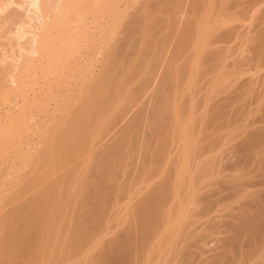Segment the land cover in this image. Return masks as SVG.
<instances>
[{
    "label": "bare ground",
    "instance_id": "1",
    "mask_svg": "<svg viewBox=\"0 0 264 264\" xmlns=\"http://www.w3.org/2000/svg\"><path fill=\"white\" fill-rule=\"evenodd\" d=\"M111 2L0 0V91L4 94L8 89L9 93H6L10 94L11 90L15 89V92L25 86L32 88L31 93L33 90L39 94L53 87L54 91L50 90L51 99L55 102L69 101L67 114L72 113L67 115H70L71 121L63 119L65 124L61 120V125L65 126L58 129L59 132L64 130L60 132L61 136L56 132L59 139L54 141L56 137L53 136L57 134L52 136L54 139L50 136V143L55 142L49 144L50 148L49 145L42 146L43 141V144L38 142L44 147L43 152L49 148L47 151L55 155L61 147H69L66 152L61 149L65 154L60 152L62 154L58 153L55 160L51 159L54 171L51 174L48 172L50 176L47 174L50 184H45L46 175L39 177L40 172L37 174L41 169L37 170V166L40 167L36 165L38 161L29 171L30 181H42L39 186L36 185L40 189L35 196L31 193L37 188L29 193L30 197L27 195L29 204L28 197L24 203L28 205L21 207L22 202L21 208L17 205L12 215L9 213L8 217L5 214L6 221L2 225L5 233L0 238V247L6 258L0 264H169L176 257H182L178 263L194 264L193 256L197 258L193 254L197 253L195 248L196 251L201 250L198 253L213 252L208 255L209 259H206V254L199 257L197 253L206 264H264V0H148L142 3L143 7L130 11L128 19V6L126 12L122 6L116 4V7ZM192 4L198 11L191 7ZM242 4H248L249 10L254 13V23L248 28L244 26L245 33L242 32L249 42V46L244 45L245 48H251L247 50L253 53V56L250 55L251 64L248 61L251 67L246 63L245 68L248 66L254 72L251 71L247 77L241 76L245 64L237 60L235 50L240 47L237 44L236 47L233 44V47L230 46L231 41L237 42L240 35L244 36L242 33L239 36L235 34L244 24L236 25L241 21L237 22L235 18L233 21L230 16L232 13L235 15L234 11L237 12L236 8ZM187 6L195 12L204 9V19L196 17L194 20ZM122 11L127 14L123 16ZM146 11L154 13L149 24L145 22L150 15L144 14ZM121 15L128 22H120ZM200 19L204 20L203 27ZM143 30H146V35L142 38ZM131 39L138 42L134 43ZM245 39L243 37L242 41L246 42ZM79 42L86 43V46L78 48L81 46L76 45ZM133 59L136 60L134 64ZM228 76L233 78L225 84ZM222 81L226 86L219 84ZM202 89H208L205 95H201ZM5 96L0 95V99ZM24 100L21 101L25 103ZM0 101L4 105V100ZM40 101L39 107L43 102ZM35 102L30 103L34 105ZM35 105L34 108L37 107ZM62 108L57 109L65 111ZM79 108L87 112L83 115V110L80 112ZM76 113L82 115V125L74 123V127L71 124ZM37 114H34L33 120ZM37 119L40 120L39 115ZM39 122L44 123L42 120ZM83 122L88 131L93 129L90 130L91 135L86 132ZM76 125L81 127L76 129ZM230 126L233 128L223 133ZM37 130L35 136L39 135H36V132L39 133ZM230 134L234 141L229 139L230 144L229 140L225 143L231 147L226 145L230 147L226 152L223 143L221 146L226 153L223 151V157L220 153L216 157L217 151L222 150H214L219 146H213L220 144L224 137L232 136ZM209 135L215 138V143L212 139L206 142L210 140L206 138ZM204 136L207 145H212L207 151L204 149L209 145L206 146ZM31 137L34 138V134ZM30 143H26L27 147ZM113 145L118 146L114 152ZM208 151L215 158L211 153L209 157ZM48 152L44 155H49ZM204 152L210 160L204 158ZM129 154H136L137 157L139 154L141 159L140 164H134L132 169L136 156L133 160L127 159ZM42 155L40 165L43 163L46 167V159L43 161ZM83 155L88 159L84 161L86 156L83 158ZM216 158L218 162L214 165ZM86 160L90 161L88 169L85 167L88 165L84 164ZM80 164L85 165L88 175L84 168L85 173L78 170L82 167ZM126 164L131 165L128 171ZM217 164L222 169L219 167L218 170ZM211 168L215 169L214 172L217 169V172H211L214 170ZM225 171L231 174L227 172V175ZM80 173L86 178L82 176L81 179ZM217 177L222 179V184ZM212 179L221 185L218 186L217 182L213 185ZM223 184L224 189L219 188ZM211 185L220 190L211 188ZM24 188H21L23 192ZM18 190L15 198L23 194ZM117 190L118 193L119 190L126 192L124 197L127 201L130 199L129 204L132 205L129 206L133 207L134 203L132 211L135 215L130 218L135 216L136 220L131 222L133 219L129 218L128 225L121 223L120 226L118 223V226L112 227L107 221L111 219V208L117 205L106 207V204ZM229 200H235V205L229 208L223 219L221 214L218 216L216 213L221 211L223 204L231 203ZM17 201L14 203L17 204ZM228 205H225L226 208ZM199 222L201 225L203 222L204 227ZM218 226H224L222 231L226 233V238L223 239L227 247L233 248L232 252L222 253L226 245L222 244L221 237V246H218L219 240H216V247L212 246L211 235ZM108 230H113V235L109 234L111 237L105 236ZM192 237H199L194 239V245L189 244ZM148 249L149 252L152 249L156 251H152L151 255L152 252L147 254Z\"/></svg>",
    "mask_w": 264,
    "mask_h": 264
},
{
    "label": "rangeland",
    "instance_id": "2",
    "mask_svg": "<svg viewBox=\"0 0 264 264\" xmlns=\"http://www.w3.org/2000/svg\"><path fill=\"white\" fill-rule=\"evenodd\" d=\"M114 1H116V0H112V4L113 5H115L116 6V4L118 5V6H122V8L125 10V9H127V6H128V10H129V12L127 11V10H125L126 12H128V14L127 13H125V15L127 14V19H128V16H129V13H130V11L132 12V11H136V9H138L139 7L141 8V7H143L142 5V3H144L145 1H148V0H119V2H121L120 3V5H119V2H117V3H115ZM127 1V2H126ZM131 1V2H130ZM136 1V2H135ZM141 1V2H140ZM143 1V2H142ZM114 2V3H113ZM126 2V3H125ZM140 3V4H139ZM123 4H125V5H123ZM129 4V5H128ZM145 4V3H144ZM187 5H189V4H187ZM243 5V4H242ZM241 5V7L239 8V7H237L236 9H237V12L236 11H234L235 12V15H234V13H232L230 16H231V18H233V21H234V18L236 19V21L238 22V21H241V23L240 22H238V24H236V25H239V24H241V26H242V23L244 24L243 25V27H242V29H239L237 32H235V34L237 33V35L239 34V33H242V32H244L243 30H245V29H243L244 28V26H245V28L247 27L248 28V26L251 24H253L254 23V19H253V17H254V13H252L253 11L252 10H249V9H251V8H249L250 6H248V4L246 5V4H244L243 6ZM118 6H116V7H118ZM125 6V7H124ZM190 6V5H189ZM189 6H187L186 8H188V9H191L190 10V13H192V15H190V13H188V17H189V15L190 16H192L193 18H194V20L196 19V17L198 18H200L201 17V19H204V9H202V8H200L199 9V12H200V10L202 9V13H199V12H197L198 11V9H196L195 8V6H193V4L191 5V7L194 9V10H197L196 12L194 11V10H192V8L191 7H189ZM247 6V7H246ZM114 7V6H113ZM116 7H114V9L116 8ZM137 7V8H136ZM242 8V9H241ZM244 8V9H243ZM248 9V11H247V9ZM240 9H241V11H240ZM246 9V10H245ZM245 10V11H244ZM125 11H122L121 12V14H123V16H125L124 15V12ZM149 13H147V11L146 12H144V14H147V15H149L148 17H147V19H146V23H151L152 22V15L154 14L153 12H151V11H148ZM194 12V13H193ZM197 13V14H196ZM243 13H244V15H243ZM195 14H196V16H195ZM201 14V15H200ZM246 14V15H245ZM200 15V16H199ZM232 15H234V16H232ZM237 15H238V17L239 18H237ZM241 15V16H240ZM120 16V15H119ZM122 16V15H121ZM122 16V17H123ZM151 16V17H150ZM121 17V19L122 20H119L120 22H122V23H126V22H128V21H126L127 19H126V17H123L122 18ZM150 17V18H149ZM120 17H118V19H119ZM191 18V17H190ZM192 18V19H193ZM198 18V19H199ZM200 19V22H201V24H202V27L204 26L203 25V22H204V20H201ZM252 19V20H251ZM245 22H244V21ZM247 20V21H246ZM118 21V20H117ZM118 21V23H120ZM126 21V22H125ZM203 21V22H202ZM118 23H116L115 22V24H118ZM236 23V22H235ZM247 25V26H246ZM250 25V26H251ZM240 30H241V32H240ZM144 32V33H143ZM146 33V30H143L142 32H141V37L143 38L144 37V34ZM245 33V32H244ZM140 34V33H139ZM243 34V33H242ZM146 35V34H145ZM240 35V34H239ZM238 35V36H239ZM244 36H241L240 35V38H238V40H237V42L236 41H234V42H230L229 44H230V46L233 44L234 46L236 45V46H238V50H237V48H236V55H237V60L240 62V63H242V64H245V66L244 65H242V66H244V68L246 67V65L248 64V66H250L249 65V63L251 64V62H250V60H251V56H253V53H251L252 51H248V50H251V48H248V47H246L245 48V46H249L248 45V43L249 42H247V40L245 39L246 37H245V34H243ZM140 36V35H139ZM236 35H234V37H235ZM237 36V37H238ZM243 37H244V39H245V41L246 42H244V41H242L243 40ZM138 39V37H135V39ZM136 39V40H137ZM234 39H236V38H234ZM240 39V40H239ZM139 40H140V38H139ZM131 41H133L134 42V39H131ZM130 41V42H131ZM135 42H138V41H135ZM134 42V43H135ZM140 42V41H139ZM84 43V42H83ZM132 43V42H131ZM242 43H244V44H242ZM245 43H247V45L245 44ZM81 46H80V45ZM239 44H241L240 46H239ZM77 46H80V47H78V48H83L82 47V42H79V43H77L76 44ZM75 45V48L77 49V46ZM134 45V44H133ZM245 45V46H244ZM84 47L86 46V43H84V45H83ZM235 46V47H236ZM244 46V47H243ZM231 47H233V46H231ZM75 48H73L74 50H76ZM243 48V49H242ZM242 50V52H241V50ZM248 49V50H247ZM81 50V49H80ZM240 50V51H239ZM244 50V51H243ZM242 53V54H241ZM240 54V55H239ZM252 54V55H251ZM235 55V56H236ZM247 55H249V56H247ZM251 55V56H250ZM243 57V58H242ZM245 58V59H244ZM242 59V60H241ZM134 60L135 59H133V60H131V61H133V64L135 63L134 62ZM136 61V60H135ZM244 61H246V62H244ZM248 61H249V63H248ZM132 63V62H131ZM238 64L239 66L241 65V64ZM247 63V64H246ZM241 66V67H242ZM247 66V69L245 68V71L243 72V75H241V76H245V77H247L248 76V74L250 75V72L252 71V72H254L252 69L250 70V69H248V68H250V67H248ZM132 70V72H133V69H131ZM131 70H130V73L129 74H131ZM247 75V76H246ZM239 76V75H238ZM240 77V76H239ZM227 77H225V79H226ZM229 78V79H228ZM228 78H227V80H225L224 82H225V84H228V80H230V78H233V77H229L228 76ZM232 80V79H231ZM228 81V82H227ZM219 84H221L222 86L224 85V83H223V81H222V83H219ZM218 84V85H219ZM222 86H221V88H222ZM224 86H226V85H224ZM223 86V87H224ZM25 88V89H24ZM31 87H28V88H26L25 86L24 87H20V89H22V90H20V89H18V90H16L15 92H14V88L12 87V89H14V90H11L10 88H9V90H11V91H13V94H11V91H10V94L12 95H10V94H7L6 93V91H8V89L5 91V93L3 94L1 91V94L0 95H3V96H5V94H7V96L9 97H7L6 98V96L3 98V97H1V99L0 100H4V105H3V101H0V114H2L1 116H0V121H2V123L0 124L1 126H0V238L3 236V234L5 233L4 232V227L2 226L4 223H5V221H6V216H8L9 217V213L11 214V212H15L14 211V209L17 207V205L20 207V204L23 202V206H21V207H25L26 205L25 204H29V201H30V195H29V193L30 192H32L35 188H37V190H36V192L38 191L39 192V189L40 188H38V187H36V185L38 184V186H39V184H40V182H42V181H40V182H38V181H30L29 179H31L30 177H29V171L30 170H32L33 169V167L35 166V162L36 161H38V163L36 164V165H38L39 164V166L40 167H38L37 166V170L38 169H40V170H38V173H37V170H36V173L37 174H39V172H40V176L39 177H42V176H44V175H46V178L48 177L47 176V174L49 175V173L51 174L52 173V171H54V169L51 167L52 166V164L54 163V161H52L51 159H53V160H55L54 158H56V156L58 155V153H60V152H63V154H65L64 153V151L66 152V148L67 147H69L68 145H66V146H64L65 147V149H63L62 147H61V149H63V150H56V152H57V154L55 155V154H52L50 151L48 152L47 150L50 148V145H52L53 143H55V142H53L52 144L50 143L51 141H49V139L53 136V135H56L57 133L60 135L62 132H64V130L60 133L59 131H58V129H60L61 130V128L63 127L64 128V126H63V123H65V121H63V119L64 120H66V122L67 121H71L70 119V115H69V117L67 116L68 114H67V111H68V109L70 110V106H67L66 107V105H70V104H68V102L69 101H64V100H62L61 102H60V100H57V98L55 99V100H57L60 104H58L57 105V101L55 102L53 99H51V97H50V90H53L52 88L51 89H49V90H44V93H43V91H40L39 92V94H38V92L36 91V93H37V95H36V93H35V91H33L32 90V93L34 92L35 94L33 95L32 93H31V89H30ZM54 88H55V86H54ZM205 89V88H204ZM20 90V91H19ZM27 92V93H25V92ZM30 91V92H29ZM54 91V90H53ZM207 91H208V89H206V90H203L202 89V92H201V95L203 94V95H205L204 93H207ZM47 92H49V93H47ZM8 93H9V91H8ZM14 93H15V95H14ZM45 93L47 94L46 95V97H45ZM29 94V95H28ZM44 94V96L42 97V95ZM49 94V95H48ZM25 95V96H24ZM26 95L27 96H29V97H27V99H25V97H26ZM36 95V97H34ZM39 95V96H38ZM20 96H22L21 98H20ZM32 96H33V98H32ZM38 96V97H37ZM13 97H15L14 99H13ZM24 97V98H23ZM49 97V98H48ZM58 97V96H57ZM13 100H12V99ZM25 99V100H24ZM37 101H36V100ZM43 99H45L44 101H43ZM21 100H24L25 101V103L24 102H22ZM26 100H29L28 102H26ZM32 100H33V102H32ZM36 102H35V101ZM40 100H42L43 102H42V104H41V106L43 107V109H41L42 107L40 106L39 107V103H41V101ZM52 100V101H51ZM7 101H9V102H7ZM50 101V102H49ZM54 101V102H53ZM12 102H14V104L12 103ZM16 102V103H15ZM18 102V103H17ZM34 103L35 102V106H37L36 108H34L33 106V104H31V103ZM63 102V103H62ZM20 103V104H19ZM22 103H23V106H22ZM31 105H29V104ZM55 103V104H54ZM80 103V102H79ZM6 104V105H5ZM8 104V105H7ZM17 104V105H16ZM38 104V105H37ZM64 104H65V106H64ZM16 105V106H15ZM20 105V106H19ZM49 105V106H48ZM50 105H54V107L53 106H50ZM55 105H57L56 107H55ZM61 105V106H60ZM63 105V106H62ZM80 105V104H79ZM17 106H19V108L17 107ZM59 106V107H58ZM32 107H33V109H32ZM44 107L45 108H47V109H44ZM61 107V110L63 109L62 107H64V109H65V111H66V116L64 115L65 114V111L63 110V112H61V111H59L60 109H57V108H60ZM69 107V108H68ZM77 107V106H76ZM80 107V106H79ZM14 108V109H13ZM39 108V109H38ZM29 109H30V111H29ZM32 109V110H31ZM54 109H56L57 111H59V113H57V111L56 110H54ZM80 110H81V108H79ZM19 110V111H18ZM22 110V111H21ZM39 110H42L41 112H43V113H41ZM44 110V111H43ZM82 110H83V112H82ZM82 110L80 111V112H82L83 113V115L87 112H84V109L82 108ZM7 111H9V112H7ZM17 111H18V113H17ZM35 111V112H34ZM51 111V112H50ZM12 112V113H11ZM30 112H33V114L32 113H30ZM37 112H38V114H37ZM80 112H78L77 111V113H80ZM16 113V114H15ZM44 113L45 114H47V115H44ZM55 113V114H54ZM77 113L76 114H74L73 115V118H75V121H74V119H72L73 120V124H71V122H69L72 126H74V123L75 124H79V122L80 121H82V120H80V117H82V115H80V114H78L77 115ZM6 114V115H5ZM12 114V115H11ZM34 114H37V115H35V116H37V118H38V115L40 116V120H42V122H44V123H40L39 121L40 120H38L37 118H35V120H33V117H34ZM42 116H41V115ZM58 114V115H57ZM70 114H72V113H70ZM8 115H10V116H8ZM31 115V116H30ZM33 115V116H32ZM53 115V116H52ZM76 115V117H74ZM6 116L7 117H9V118H6ZM48 116V117H47ZM59 118H61V119H58V117ZM77 116H79V121L77 120ZM2 117V118H1ZM42 117H45V118H43L42 119ZM57 117V118H56ZM55 118V119H54ZM70 118V119H69ZM47 119H52L51 121L50 120H47ZM83 119V118H82ZM9 120V121H8ZM57 120V121H56ZM58 120H60V121H58ZM61 120H62V125H61ZM4 121V122H3ZM8 121V122H7ZM33 121H34V123L36 124V126H35V124H33ZM51 123H50V122ZM85 121V120H84ZM6 122V123H5ZM31 122V123H30ZM37 122V123H36ZM51 125V126H49V124ZM48 125V126H46L45 127V125L46 124ZM81 123V122H80ZM84 123L85 122H83V126H84ZM66 124V123H65ZM56 125H57V127H59V128H57L56 127ZM59 125H61V126H59ZM68 125V127H72L71 125H69V124H67ZM66 125V126H67ZM81 125H82V123H81ZM81 125H78V126H80L81 127ZM90 125V124H89ZM93 125H95V127L97 126L96 125V123H94ZM33 126V127H32ZM41 126H43V127H41ZM77 126V125H76ZM78 126L76 127V129L78 128ZM41 127V128H40ZM51 127H53V128H51ZM75 127V126H74ZM89 127V126H88ZM92 127V126H91ZM38 128V130H39V133L38 132H36V135L37 134H39L40 135V133L42 134V138L44 139H42L39 135L38 136H35V131H36V129ZM70 128H67V129H70ZM84 128H86L85 130H87V127H86V125L84 126ZM92 128H94V127H92ZM228 128L230 129V128H233V126L231 127H227L224 131L225 132H223V133H226V132H228V131H230V130H228ZM42 129H44V130H42ZM54 129V130H53ZM37 130V131H38ZM49 130V131H48ZM90 130H93V129H90ZM90 130L88 131H86V132H90ZM227 130V131H226ZM232 130V129H231ZM49 134L50 133V131H52L49 135L46 133V132ZM65 133L67 134V130L65 129ZM69 131H71V130H69ZM42 132H44V133H42ZM57 132V133H56ZM34 134V138L33 137H31V136H33V134ZM45 133L48 135H46L45 136ZM55 133V134H54ZM232 133V132H231ZM44 134V135H43ZM57 134V136H53L52 138L54 139V141H57L58 139H59V137L62 135H58ZM64 134V133H63ZM69 134V133H68ZM90 135H91V132H90ZM230 135H232V134H230ZM45 136V137H44ZM51 136V137H50ZM210 137H206V138H210V140L209 139H207V141L205 140L206 138H205V136H204V142L206 141V142H210L211 141V135H209ZM224 136V135H223ZM29 137H30V140L32 141L33 139V141L32 142H34V143H32L30 140H29ZM40 137V141L39 140H37L36 141V139H38ZM58 137V138H57ZM214 137V136H213ZM228 137V136H227ZM46 138H48V140H46ZM65 138H66V136H65ZM223 138V137H222ZM42 139V140H41ZM52 139V140H53ZM213 139H215V138H213ZM213 139H212V142H214L213 141ZM231 141H234V138H233V135L232 136H229L227 139H225V137H224V140H221V139H219V141L221 140V142H220V144H217L216 146H213L214 148H216L217 146H219V148H216V149H214V150H219V149H221L222 150V152H219V151H217V155L215 154L216 153V151L214 152V150H213V152H214V154L216 155V157L217 156H219L220 154H221V156H222V154L226 151V149H227V151H228V149L231 147L229 144V142H230V140ZM229 140V141H228ZM44 142V144H43V142ZM45 141H46V144H45ZM118 141V140H117ZM226 141H228V145L230 146L229 148H227L226 147V145H227V143H225ZM28 142L31 144V146H32V144L34 145V146H29L28 145V147H27V144H28ZM38 142H40V144H43L42 146H45V147H48V145H49V148H45L44 149V151L45 152H43V148L44 147H42ZM49 142V143H48ZM113 142H115L114 140H113ZM113 142H111L112 144H114ZM205 142V144H206V146H208L207 145V143ZM211 142V143H212ZM23 143V144H22ZM26 145H25V144ZM39 145H38V144ZM215 143V142H214ZM213 143V144H214ZM217 143V142H216ZM224 143V145H225V151L223 150V148H222V144ZM232 143V142H231ZM21 144V145H20ZM215 145V144H214ZM227 145V146H228ZM232 145V144H231ZM36 146V149L34 148ZM37 146H39V147H37ZM205 145H204V148L206 147ZM40 147H42V148H40ZM118 148V146H115V145H113V146H111V148L113 149L112 151L114 152V149H116V148ZM209 147H210V145L208 146V148H205L204 149V151L206 150L207 151V149H209ZM211 147H212V145H211ZM210 147V148H211ZM21 148H24V150L23 149H21ZM26 148H27V150H26ZM32 148H34L36 151H37V149H38V153L36 154L35 152V150L33 151L32 150ZM110 148V149H111ZM30 149L32 150V152L30 151ZM42 149V150H41ZM68 149V148H67ZM26 150V151H25ZM128 150V149H127ZM129 150H131V149H129ZM211 150V149H210ZM220 150V151H221ZM41 151V152H40ZM224 151V152H223ZM226 151V152H227ZM49 153V155L48 154H45L44 155V153ZM129 152V151H128ZM137 153H140V152H138V151H136ZM225 152V153H226ZM41 153H43V155H44V157H43V161H44V158L47 160H45L44 162V164H45V166L46 167H44V165H43V163H42V166H43V168H42V166L40 165V161H42V160H40L42 157H40V155H41ZM53 153H55V151L53 152ZM131 155H132V153L133 152H129ZM136 153V154H137ZM209 153H211V155H213L212 154V152L210 151H208L207 152V154L209 155ZM220 153V154H219ZM51 154V155H50ZM60 154H62V153H60ZM128 154V153H127ZM129 154V155H130ZM134 154V153H133ZM136 154H135V156H136ZM143 154V153H142ZM204 154H205V152H204ZM42 155V156H43ZM55 155V156H54ZM127 156V159H134L135 158V156L133 157V156ZM141 155V154H140ZM207 155V156H208ZM224 155V154H223ZM29 156V157H28ZM86 156V155H85ZM84 155L82 156L83 158L85 157ZM51 157H53V158H51ZM90 157V156H89ZM129 157V158H128ZM209 157H210V155H209ZM209 157L208 158H206V154L204 155V158H206V160L207 159H209ZM223 157V156H222ZM88 159V157L86 156L85 158H84V161H85V159ZM212 158H215L214 157V155L212 156ZM221 158V157H220ZM219 158V159H220ZM39 159V160H38ZM79 159V158H78ZM126 159V160H127ZM136 163L134 162H132V164L131 163H128V164H131V165H127V167H126V169H127V171L129 170V167L131 166V168L130 169H132V167H135V165L134 164H136V166H138V164H140V163H138L139 162V159H140V157H139V154H138V157L136 156ZM138 159V160H137ZM48 160H50V161H48ZM81 160V159H80ZM141 160V159H140ZM210 160V159H209ZM213 160V159H212ZM218 158H216V162H214L213 164L215 165L218 161ZM222 160V159H221ZM220 160V161H221ZM224 160V159H223ZM52 161V162H51ZM75 161V160H74ZM74 161L72 162V164L71 165H73V163H74ZM87 162L86 163H84L83 161H82V164L84 163V164H86V165H88V166H85V167H87L86 169H88L89 167H90V161H88V160H86ZM215 161V160H214ZM219 161V162H220ZM226 161V160H225ZM81 162V161H80ZM127 162H130V160L129 161H126V163ZM141 162V161H140ZM222 162V161H221ZM49 163V164H48ZM51 163V164H50ZM71 163V162H70ZM70 163H69V165H70ZM76 163V162H75ZM78 163V162H77ZM225 164H226V162H224ZM79 164V163H78ZM82 164H80V166L82 165ZM221 163H219V165H220ZM223 164V163H222ZM221 164V165H222ZM47 165H48V167H47ZM213 165V166H214ZM218 165V164H217ZM216 165V166H217ZM217 166V167H215V168H217L218 170H219V167H221V166ZM55 165H53V167H54ZM83 165H82V167H79V169L78 170H80L81 171V173H85V167H84ZM157 166V165H156ZM212 166V167H213ZM225 166V165H224ZM223 166V167H224ZM51 167V168H50ZM47 168H49V170H47ZM55 168V167H54ZM85 170H84V169ZM125 167H123V170H125L124 169ZM35 169V168H34ZM46 169V170H45ZM81 169H83V171L81 170ZM214 168H211L210 170H213ZM217 169H216V172H217ZM220 169H222V167L220 168ZM42 170V171H41ZM50 170H51V172H50ZM90 170V169H89ZM122 170V172H125V171H123ZM87 171L88 170H86V174H87ZM215 171V169L213 170V171H211V172H214ZM230 171V170H229ZM229 171H225L226 172V174H227V172H229ZM41 172H42V174H41ZM49 172V173H48ZM58 172V171H57ZM79 172V171H78ZM216 172H214V173H216ZM224 172V173H225ZM231 172V171H230ZM229 172V173H230ZM44 173V174H43ZM59 173H60V171H59ZM81 173H80V178L81 179H83V175L84 174H82L81 175ZM88 173H89V171H88ZM232 173V172H231ZM230 173V174H231ZM54 174H56V173H54ZM78 174V173H77ZM85 174V175H86ZM163 174V173H162ZM162 174L160 175V177L162 176ZM223 174V173H222ZM226 174H223V175H226ZM233 174V173H232ZM88 175V174H87ZM125 175V174H124ZM158 175V176H159ZM222 175V176H223ZM228 175V174H227ZM227 175L225 176V177H227ZM50 176V175H49ZM53 176V174L51 175V177ZM61 176V175H60ZM83 176V177H82ZM122 176V177H121ZM120 177L122 178V180H124V178H123V175H121ZM215 176V175H214ZM214 176H212V178H215ZM218 176V175H217ZM222 176H220L221 178H222ZM229 176H231L232 177V175H229ZM228 176V178L231 180L232 178L231 177H229ZM55 177V176H54ZM56 177H58V174L56 175ZM78 177H79V175H78ZM119 177V178H120ZM125 177V176H124ZM159 177V178H160ZM24 178V179H23ZM46 178L44 179V180H46ZM79 178V180H81ZM86 178V176L84 177V179ZM116 178H118L117 177V175H116ZM158 178V179H159ZM162 178V177H161ZM218 179L217 180H220V183H221V180L222 179H220L219 177H217ZM228 178H225V179H227L228 180ZM52 179V178H51ZM58 179V178H57ZM16 180V181H15ZM18 180V181H17ZM55 180H56V178H55ZM78 180V181H79ZM209 180H211V178H209ZM213 180V179H212ZM215 180V179H214ZM214 180H213V185H216L218 182L217 181H215V182H217L216 184H215V182H214ZM229 180V181H230ZM49 182L50 181V178H47V180H46V182ZM57 181V180H56ZM82 181V180H81ZM83 181H85V180H83ZM223 181H224V179H223ZM226 181V180H225ZM21 182V183H20ZM29 182L30 183H33V184H29ZM45 182V181H44ZM44 182H43V184H44ZM45 182V184H50L51 182H49V183H46ZM53 182V181H52ZM80 182V181H79ZM15 184V186L16 187H14V184ZM220 183H218V186L219 185H221ZM225 183V185H227V181L226 182H224ZM19 184V185H18ZM28 184H29V186H28ZM77 184H79V183H77ZM32 185V186H31ZM213 185H211V188L213 187V188H215L216 190H218L219 188H223V187H225V185L223 186L222 185V187L220 186L218 189H217V186H213ZM41 186V185H40ZM20 187V188H19ZM26 189H25V188ZM27 187H29V188H27ZM18 188H19V190L21 189V188H24L25 190H24V192H23V189H21V191H19L18 190ZM42 188V187H41ZM121 188L123 189V187L121 186ZM147 189H149V188H147ZM224 189V188H223ZM15 190V191H14ZM16 190H18L19 192H22L23 194V196L21 195V196H19V198H18V196L16 197L17 198V200H16V198L14 197V194H15V192H17ZM30 190V191H29ZM220 190V189H219ZM124 190H122V191H120L119 190V192L120 193H118V190L116 191V193L118 194V198H117V195H116V193H114L115 194V196L112 198V200L111 201H107V204H106V207H109V206H111L112 207V205H117V207H115V206H113L114 207V209H112L111 208V210H112V213H111V211H110V218L111 219H109V221H107L108 223H111V226L113 227V226H116V224H117V226H118V223H119V225L121 226V223H122V225H123V223L125 224V225H128V224H126L127 222L129 223L130 221H128L129 220V218H130V216H133V215H135L134 214V211H132V210H134V209H132L133 207H134V203L132 202V204H133V207H131L132 205H131V203L129 204V202H131L130 201V199H128V201H127V198L126 197H124L125 196V193L123 192ZM147 191V190H146ZM149 191V190H148ZM147 191V192H148ZM36 192H33V193H31L33 196H35V195H37L38 194V192L36 193ZM204 192L205 191H203V194H204ZM122 193H123V195H122ZM21 194V193H20ZM120 194V195H119ZM27 195H29V197L27 196ZM12 197H14V198H12ZM26 197H28L27 199H29L28 201H27V203H24V200H26L25 198ZM32 197V196H31ZM123 197L126 199H123ZM21 199V200H20ZM117 199V200H116ZM122 199V200H121ZM15 200V201H14ZM115 200V201H114ZM17 201V204L16 203H14V202H16ZM45 201V200H44ZM43 201V203H45ZM118 203H117V202ZM135 201V200H134ZM229 201H231V203L230 202H227L226 204H223V208L225 207L226 208V206L228 205V207L225 209L224 208V210H222L223 208H222V206H221V208H220V212L219 213H216V214H219L218 216H220V214H221V216H222V218L224 219L225 218V215H226V212L227 213H229V211H230V209H232L233 207L232 206H234L235 204H234V202L233 201H235V200H229ZM110 202V203H109ZM111 202H113L114 204H112ZM116 202V203H115ZM122 202V203H121ZM124 202V203H123ZM11 205H10V204ZM127 203H128V205H127ZM13 204V205H12ZM27 204V205H28ZM120 204V205H119ZM234 204V205H233ZM129 205H131V206H129ZM226 205V206H225ZM20 207V208H21ZM120 207V208H119ZM232 207V208H231ZM8 208V209H7ZM230 208V209H229ZM2 209V210H1ZM13 209V210H12ZM17 209V208H16ZM19 209V208H18ZM118 209V210H117ZM114 210L116 211V212H114ZM229 210V211H228ZM8 213V215H7V213ZM114 212V213H113ZM132 212V213H131ZM12 213V214H13ZM5 214H6V216H5ZM11 214V215H12ZM112 214V215H111ZM133 214V215H132ZM222 214H224V215H222ZM2 216H3V218L4 219H2ZM113 216V217H112ZM123 217V218H122ZM221 218V217H220ZM107 219V220H108ZM133 219V217H131L130 218V220H132ZM2 220H3V222H2ZM118 222H117V221ZM134 220H136L135 219V216H134V219L131 221V222H133ZM202 220H204V217L202 218ZM135 222V221H134ZM201 222V221H200ZM200 222H199V224H200ZM136 224V223H135ZM203 222H202V225L200 224V226L202 227L203 226ZM198 225V224H197ZM206 225H210L209 223H207ZM204 227V226H203ZM221 229L220 231H219V229ZM218 228L217 229H215L216 231H213V233H212V237L211 238H213V240L211 239V244H212V246H214V247H216V245L218 244V241L216 242V240H219V237H221L222 239L223 238H226V236H224V235H226V233L225 232H223L224 231V226H222V228H223V231H222V228H221V226L219 227L218 226ZM222 231V232H221ZM108 232H110V233H108ZM108 232L106 231L105 232V236L107 235V236H109V237H111L110 235H113L112 233H113V230H112V232H111V230H108ZM204 232V231H203ZM215 232V233H214ZM110 234V235H109ZM215 234V235H214ZM193 235H195V234H193ZM191 236H192V234H191ZM197 236H198V234H197ZM215 237V238H214ZM188 238L190 239V236H188ZM187 238V239H188ZM199 238V237H198ZM197 237H192L191 238V241H189V239H188V241L189 242H192V243H189V244H193V242H196L195 240H197L198 239ZM220 238V239H221ZM195 239V240H194ZM192 240H194V241H192ZM185 241H187V240H185ZM188 241H187V243H188ZM220 242H219V244L222 242V240H219ZM214 242V243H213ZM223 242H224V239H223ZM222 242V244H224V245H226L225 243L226 242H224L223 243ZM217 243V244H216ZM211 244H210V246H211ZM216 244V245H215ZM218 244V246H221V244L219 245ZM194 245V244H193ZM229 245V244H228ZM211 246V247H212ZM217 246V247H218ZM97 247H101V245L100 246H97ZM96 247V248H97ZM210 247V248H211ZM214 247H212V248H214ZM230 248V249H229ZM98 249V248H97ZM193 249V248H192ZM196 250H197V248H195ZM220 249V247L218 248V250ZM225 249V250H224ZM224 249H222V253L223 254H226V252H228V251H231L233 248L231 247V246H228L227 247V245L226 246H224ZM194 250V249H193ZM196 250H194V252H197L198 253V251H201V250H199L198 249V251H196ZM147 251V250H146ZM152 251H156L155 249L153 250H150V252H149V249H148V252L149 253H147V254H150ZM158 251V250H157ZM225 251V252H224ZM203 252V251H202ZM202 252H199L198 254H199V257H200V255H203V257H205V254L207 255V257H208V255H210V254H212L213 252H210V253H206L205 252V254H203ZM221 252V251H220ZM232 252V251H231ZM231 252H229V253H231ZM197 253H193L195 256H197V258H198V255H197ZM202 253V254H201ZM215 253V252H214ZM153 254V252L151 253V255ZM0 261L1 262H3V260H5V258H6V256H4L5 254H3L2 255V249H1V247H0ZM202 257V256H201ZM198 258L199 259V264H206V263H204L203 262V259L204 258ZM206 257V259H209L210 257H208L207 258ZM182 259V257H179V259ZM197 258L196 257H194L193 256V262H194V264H198V262H196L197 261ZM176 259H177V261H176ZM178 259V257H176L175 259H173V261H175V263L174 264H177L178 263V261L180 262V260ZM192 259V258H191ZM196 259V260H195ZM205 259V260H206ZM201 260V261H200ZM204 260V261H205ZM172 261V262H173ZM172 262H169V264H171ZM182 262V261H181ZM196 262V263H195ZM201 262V263H200ZM183 263V262H182ZM182 263H178V264H182ZM173 264V263H172ZM184 264V263H183Z\"/></svg>",
    "mask_w": 264,
    "mask_h": 264
}]
</instances>
